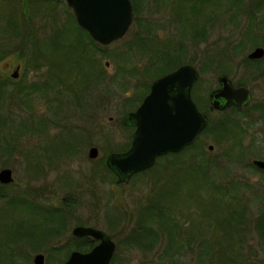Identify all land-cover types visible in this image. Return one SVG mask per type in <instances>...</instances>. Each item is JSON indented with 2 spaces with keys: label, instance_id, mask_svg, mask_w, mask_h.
<instances>
[{
  "label": "rangeland",
  "instance_id": "rangeland-1",
  "mask_svg": "<svg viewBox=\"0 0 264 264\" xmlns=\"http://www.w3.org/2000/svg\"><path fill=\"white\" fill-rule=\"evenodd\" d=\"M27 1L29 5L23 9L25 3L22 0H0V54L4 55L0 61V89L3 88L0 114L7 121L0 131V171L11 168L14 176V182L6 188L8 197L0 199L2 264H35L34 258L38 254L45 255L44 264H64L77 245L98 242L93 243L91 237L77 238L73 230L77 226L95 227L112 239L116 237L113 239L117 244L114 264H172L168 258H163L169 248L165 241L164 244L141 247L128 239L131 230L137 227L139 208L155 198L162 189L159 187L166 186L170 180V174L162 168L167 159L158 165L155 163L150 172H139L123 183H117L118 177L113 179L105 169L110 153L124 152L128 145L131 146L135 128H126L123 117L141 104L143 99L138 93L146 88L142 84L149 87L156 79L148 77L145 72L154 61L152 49L139 50L136 44L135 49L128 48V41L134 34L144 36L147 31L144 29L140 33L135 23L133 32L115 43L99 44L97 48L90 44L87 47L92 64L90 74L76 69L69 72L64 68L59 94L54 87L49 89L50 83L58 81L54 72L49 73L39 61H36V68L33 67L25 50L13 46L19 42L9 32H4L9 21L17 22L16 26L30 27L32 24L29 30L36 33L32 41L36 42L37 35L47 46L51 38L54 40L56 35H62L68 26L67 41L79 43L82 46L78 47L79 50L86 48L83 45L86 46L87 40L81 39L85 34L69 27L74 12L65 0H49L43 7L36 6L37 0ZM136 1L139 7L136 18L153 26V34L148 39L155 41L157 38L163 43L170 41V47L183 45L184 58L179 67L192 64L199 69L200 79L192 95L201 107L207 111L210 108L209 93L219 87L221 74H228L236 87L244 86L252 91L253 99L247 108L211 112L209 124L213 128L225 119L233 121H229L230 134L219 138L216 129L211 131L206 127L196 141L204 147L205 158L217 163L213 173L217 174L218 184L237 188L239 192L242 190L249 210L247 216L255 222L257 203L264 200V170L253 163L255 159H264V58L255 62L256 65L246 61L255 69L245 67L243 62L257 45L264 47V0H244L239 14L224 12L226 6H221L215 14L216 7L210 5L199 19L207 32L202 38L181 32V24L175 15V0ZM9 13L13 20L9 19ZM213 15L214 18L207 22V18ZM183 28L187 33L192 29L189 30L188 25ZM63 37H59V41ZM244 38H250V43L243 53L231 52L232 47ZM254 43L258 44L253 46ZM42 49L48 52L44 47ZM17 69L19 74L13 78ZM6 76L13 82L5 83ZM33 83L41 85V90L45 87L49 90L34 93L31 87H26ZM19 89L24 91L19 93ZM26 91L29 96L25 95ZM13 138L16 140L9 144ZM210 145L214 146L212 150ZM92 147L99 149V156L95 159L89 156ZM194 151H186L185 155ZM200 160L198 155L185 156L176 163L183 166V161H189L197 167ZM13 196L20 199L25 196L34 202L31 207L14 204ZM191 202L193 208H189V204L183 205V213L189 216L187 219H191V213L197 215L196 203ZM36 206L55 208L56 212L62 210L63 213L37 215ZM250 211L256 215L251 216ZM109 213L119 216L113 226L109 222ZM155 228L159 229L158 226ZM236 229L238 240L244 245L239 248L244 256L234 264H264V239L258 230L253 226H238ZM28 231L36 239L34 250L21 237ZM203 250L199 246L186 247L183 250L186 255L178 256L177 263L208 264L209 261L198 260ZM7 251H11L9 255Z\"/></svg>",
  "mask_w": 264,
  "mask_h": 264
},
{
  "label": "trees",
  "instance_id": "trees-1",
  "mask_svg": "<svg viewBox=\"0 0 264 264\" xmlns=\"http://www.w3.org/2000/svg\"><path fill=\"white\" fill-rule=\"evenodd\" d=\"M22 1L25 3L23 9L27 5L25 7L26 9L29 2L27 0ZM47 1L49 0H37L36 6L43 7ZM133 4L137 14L139 8L138 3L136 0H133ZM243 4L244 0H175V15L177 21L181 24L182 33L193 38H202L207 32L204 31L205 29L200 25L199 19L204 16V11L208 10L210 5L216 7V10L213 11L215 14H217V11H219L221 6H226L224 12L234 11L239 14V12L242 11ZM236 6L238 7L237 9H235ZM8 16L9 19L11 18V20H13V18L10 17V13ZM214 16L215 15L209 16L207 20L206 18L205 20L208 22V20H210V18L213 19ZM16 23L17 22H14V20L9 21L7 31L5 30L4 33L9 32V34L19 42L12 45L25 50V54L28 55L33 62V67L36 68V61H39V64L45 65L48 68L49 73L54 72L58 81L50 83L49 89L54 87L56 93H61L59 83L62 82L61 71H63L64 68H68L67 70H69V72L72 69H76L79 72L83 71L86 75L90 74V65L92 66V64L90 50L87 47L92 44V47L94 45L95 48H97L99 43L94 40L86 30L80 27L74 14L71 22H69V27L84 33L85 36L81 37V39L83 41L87 40L86 46L83 45V47L86 48H81L80 50L79 48L82 46H79V43L70 44L67 41L69 34L67 29L68 26L65 29L67 32L64 30L63 33H61L62 35H56L54 40L51 38L50 45L45 46L43 40H40L37 35L36 42L32 41L36 34L34 33V30H29L32 24L28 23L30 27L28 25L24 27V25L16 26ZM135 23L140 30V33L145 29L147 34L144 36H141L139 33L135 35L134 33L136 31L138 32V30H135L133 33L134 35L128 41V48L130 50L132 48L135 49L134 44H136L139 50L152 49L150 52L153 53L152 58H154V61L147 66L148 68L146 67L147 70L145 71L148 77L158 78L179 67L181 60L184 58L183 45L170 47L171 45H168L170 41L163 43L157 38L155 41H150L148 37L153 34V32H151V29H153L152 24H143L138 18H135ZM187 25L189 30L190 27L192 28L189 33L185 32L186 29L184 30L183 28ZM133 30L134 26L129 33L133 32ZM61 36L64 37L59 41V37ZM19 38L23 40L19 41ZM248 43L249 42H246L245 40L240 41L235 44L230 51L234 54L243 53L247 48ZM256 44H253V46ZM42 47L48 52H44ZM2 58H4V55L0 54V61ZM223 71L226 70L223 69ZM5 81V83H11L13 82V79L6 76ZM84 86L85 83L82 87ZM142 86H144V88L146 87V90L144 89L140 91L138 96L143 99L150 91V85L148 87V85L146 86V83H143ZM26 87L27 89L31 87L32 91L35 93L36 90H41L42 86L33 83ZM63 87L67 90L65 85H63ZM22 89H19V93L24 91ZM43 89L44 90H41L42 93L46 92V89L48 88L45 87ZM1 90H3V88L0 89V92ZM73 91H75V89H73ZM79 91H82V89ZM25 93L26 96H29L28 91ZM62 98H59V100L62 101ZM128 101L131 102V99L128 98ZM5 119L6 117L0 114L1 132L3 131V125H6L7 122ZM229 121L231 122V119H225L223 122L215 124L214 128L212 124H208L206 130H211L212 128V130L216 129L215 132L218 133L219 138L226 137L230 134L228 130L231 129ZM126 128L129 129L132 127L127 126ZM201 135L199 137H201ZM15 140L16 138H13V141L9 142V144L13 143ZM197 141L180 152L168 153L157 159V164L155 165H158L161 160L167 159V164H164L162 168L164 171H168L171 181L169 180L166 186L159 187L162 189L157 193V196L150 199L145 207L139 208L137 227L131 230L128 239L130 243L141 247H152V245L155 246L160 243L164 244L162 242L165 241L169 248L165 251L163 258H168L169 262L172 264H178L177 257L185 256L186 253L183 252V250L186 247L192 246L204 248V250L200 252V257H198L199 261H209L208 264H234L238 259H243L244 256L241 249H239L244 247V245L238 240V230L236 229L238 226H253L254 229L258 230L261 238L264 239V200L257 203V218L256 221L253 222V218H248L247 216L249 210L247 203L242 196V190L239 192L237 188H229L225 185L218 184L219 182L216 179L217 174L215 173L214 175L213 173L217 163L205 158L204 147H202L199 142L197 143ZM129 147L130 145H128L127 149H129ZM192 149L195 150L193 153L190 152L189 155H185L186 151ZM196 155H198V157L201 156V160L198 162L197 167L189 164V161H183V166L176 163V161L184 160L185 156L196 157ZM105 169L106 172L112 175L113 179L116 180V174L107 167L106 163ZM151 170L152 168H149L139 174H145ZM7 187H9V185L0 184V199L8 197L6 192ZM13 197H15L12 200L14 204L23 203L22 206L25 207H31L34 202L25 196L21 197L23 199H20L19 196ZM191 201L196 203L198 210H194L197 212V215L194 216L191 213V219H187L189 216L183 213V205L186 206L187 204L192 203ZM189 205V208H193L191 204ZM252 209H255V206H252ZM60 212L63 213L62 210L56 212L55 208L48 207L47 209H43L40 206H36L37 215H43L45 213L50 215L52 213ZM251 213L252 211H250L251 216L256 215L255 213ZM179 214L182 217L179 216ZM198 215H200L202 219H200ZM50 216L48 218L51 219L52 217ZM108 217L110 218L109 222L112 226L115 222L119 221V216L115 213H109ZM155 226H158L159 229H156ZM113 239H116V237L113 236Z\"/></svg>",
  "mask_w": 264,
  "mask_h": 264
},
{
  "label": "water",
  "instance_id": "water-1",
  "mask_svg": "<svg viewBox=\"0 0 264 264\" xmlns=\"http://www.w3.org/2000/svg\"><path fill=\"white\" fill-rule=\"evenodd\" d=\"M73 10L78 24L102 45L115 43L128 34L133 26L135 10L132 0H65ZM264 56V48L255 49L250 58ZM19 74V69L15 72ZM200 73L192 64H183L172 72L155 79L142 103L123 117L126 126L136 127L131 147L124 152H112L106 164L117 183L129 182L135 174L151 168L158 157L179 152L193 144L208 125V116L193 99L192 90ZM221 87L212 91L215 109L246 105L251 92L244 86L235 87L230 77H219ZM213 145L209 149H213ZM89 156L97 158L99 149L92 147ZM253 163L264 170V159ZM14 182L13 170L0 171V183ZM77 236H90L99 244L90 252L74 251L66 264H111L116 242L103 230L77 226ZM36 264H44V255L36 256Z\"/></svg>",
  "mask_w": 264,
  "mask_h": 264
},
{
  "label": "flooded vegetation",
  "instance_id": "flooded-vegetation-1",
  "mask_svg": "<svg viewBox=\"0 0 264 264\" xmlns=\"http://www.w3.org/2000/svg\"><path fill=\"white\" fill-rule=\"evenodd\" d=\"M254 25H255V22L250 26V31L249 32H251V30L253 29V27H254ZM249 34V33H248ZM251 34V33H250ZM256 37V36H255ZM250 38H244V40L245 41H247L248 42V40H249ZM258 39H260V37H258ZM250 43V42H249ZM261 43V42H260ZM254 44H256V43H254ZM258 44V43H257ZM259 47H262V48H264L263 46H261V45H257L250 53H248V55H247V57L246 58H244L245 60V62H243L244 63V66L245 67H250V68H252V69H255L256 67H254V66H249V65H247V63H246V61L250 64L251 63V65H256L255 64V62H258V61H261L263 58H264V56L263 57H261V58H250V54L255 50V49H257V48H259ZM196 67V66H195ZM7 68V67H6ZM197 68V67H196ZM198 69V68H197ZM198 71H199V69H198ZM172 72V71H171ZM168 73H170V72H168ZM168 73H166V74H168ZM199 73H200V71H199ZM15 72L12 74V76H13V78H16L15 77ZM201 75V74H200ZM222 75V74H221ZM220 75V76H221ZM226 75H228V74H226ZM219 76V77H220ZM229 76V75H228ZM199 79H200V76H199ZM199 79L196 81V83H195V85H194V87H193V90H194V88L196 87V85H197V83H198V81H199ZM231 79V78H230ZM232 80V79H231ZM233 82V81H232ZM235 86V85H234ZM221 87V84H220V82H219V87H217V88H215V89H213V90H211L210 91V93H209V102H210V108L208 109V111L204 108V107H201V105H200V103H199V101H196L195 99V102L197 103V105H198V107L200 108V110L202 111V112H204L207 116H208V121L210 122V120H211V112H214V111H217V112H228V111H230V110H234V109H240V108H247L248 106H250V102H252V99H253V93H252V91L250 90V92H251V98H250V101H249V103L248 104H246V105H232V106H230V107H228V108H226V109H222V110H220V109H215L214 107H213V101H212V99H211V93H212V91H214V90H216V89H218V88H220ZM236 87V86H235ZM247 88V87H246ZM202 108V109H201ZM135 128V127H134ZM35 226H36V224H35ZM36 229V228H35ZM74 230V229H73ZM33 235V233H31L30 234V232L28 231L25 235H21V237H22V240H23V242H26L27 244H28V246L31 248V249H36V239L32 236ZM90 238V236H77V238ZM92 238V237H91ZM70 240H71V238H70ZM92 240H93V243L94 242H96V241H98V240H96V239H94V238H92ZM71 242V241H70ZM98 243H99V241L97 242V243H95V244H93V245H86V244H80V245H77L76 246V248L77 249H75V250H71V253H70V255L68 256V258H67V260L64 262V264H66V262L69 260V258H70V256H71V254L74 252V251H80V252H82V253H88V252H90V251H92L97 245H98ZM72 249V248H71ZM10 252L11 251H7V253H8V255L10 254ZM44 260H45V255H44ZM34 263L36 264V256H35V258H34ZM0 264H2V262H1V258H0ZM111 264H114L113 263V258H112V260H111Z\"/></svg>",
  "mask_w": 264,
  "mask_h": 264
},
{
  "label": "bare ground",
  "instance_id": "bare-ground-1",
  "mask_svg": "<svg viewBox=\"0 0 264 264\" xmlns=\"http://www.w3.org/2000/svg\"><path fill=\"white\" fill-rule=\"evenodd\" d=\"M133 140V139H132Z\"/></svg>",
  "mask_w": 264,
  "mask_h": 264
}]
</instances>
